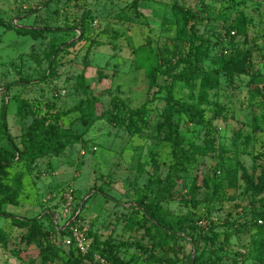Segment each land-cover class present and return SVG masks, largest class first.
Segmentation results:
<instances>
[{
  "label": "rangeland",
  "instance_id": "obj_1",
  "mask_svg": "<svg viewBox=\"0 0 264 264\" xmlns=\"http://www.w3.org/2000/svg\"><path fill=\"white\" fill-rule=\"evenodd\" d=\"M174 5L197 14L196 27L209 43L202 57L179 63L172 75L209 70L237 51L251 53L242 68L220 73V85L209 91L208 103L197 101L196 82L173 81L162 73L158 86L150 89L148 74L156 63L162 72L190 55L189 44L176 37ZM239 15L245 34H235L232 27ZM82 21L83 31L33 35L17 30L80 26ZM81 72L95 106L87 129L79 118L85 99L76 80ZM263 76L264 0H0V111L5 101L13 141L20 145L34 119L46 128L86 130L87 141L31 163L14 162L5 182L19 178L18 197L2 208L19 217H37L51 245L64 246L61 258L67 246L51 222L57 214L61 226L69 223L63 211L70 193V207L76 206V221L86 237L91 228L100 240L123 244L120 253L128 264H157L167 256L176 257L177 264H193L195 251H202V264L216 256L220 259L213 264H263L243 257L251 237L248 222L264 211V81L251 82ZM177 101L198 104L211 120L208 128L189 121ZM23 102L27 107L19 114ZM115 103L119 117L113 119ZM142 106L130 127L127 109ZM205 137L213 140L206 153ZM9 147L0 125V148ZM229 165L236 171L233 185L228 184ZM217 179L222 187L215 191ZM157 190L164 216L188 234L180 231L186 239H168L162 248L135 208ZM44 214H52L51 220ZM210 227L218 235L213 244L205 240L213 235ZM0 229L6 234V241L0 240V264H62L55 257L43 261L10 219L0 217Z\"/></svg>",
  "mask_w": 264,
  "mask_h": 264
},
{
  "label": "trees",
  "instance_id": "obj_2",
  "mask_svg": "<svg viewBox=\"0 0 264 264\" xmlns=\"http://www.w3.org/2000/svg\"><path fill=\"white\" fill-rule=\"evenodd\" d=\"M172 15L175 20L176 25V37L178 40L186 42L190 47V55H185V57H180L177 59L176 63L168 68L166 71L160 70L159 63H156L149 75V83L150 89L158 86V74L162 73L165 76L174 80L181 81H191L196 82L198 85L197 91V101L201 103H208V93L210 90L216 89L220 85L219 75L223 71H232L234 68H238L243 66L245 61L251 59V53L248 49L237 51L236 53L226 57L219 58L217 60V65L214 68L209 70H192L190 72H182L176 76L171 74V69L179 65V63L191 64L194 60H198L200 57L206 53L208 49L209 41L206 40L203 35L198 31L196 27L197 23V14L194 13L189 8H183L178 5H174L172 7ZM121 19H130L126 17L125 14H121ZM84 22L82 21L80 26L68 25L67 23L62 27H45V28H32V27H17V30L23 33H31L33 35L42 34L45 31L52 32H70L77 28H80L81 31L84 30L83 27ZM232 27L235 29V34H245L246 33V24L241 15L236 16L234 19V23ZM230 28L225 30L226 35L232 37V30ZM234 33V32H233ZM208 41V43H207ZM58 49V48H57ZM56 46H54L53 54L57 50ZM53 59L49 57L50 66L53 64ZM242 68V67H241ZM78 87L82 90L85 95V99L82 101L83 107H79L80 109V120L83 125L87 127L90 125V119L94 114L95 106L94 100L90 99L88 96V86L84 80L83 72L77 75L76 77ZM32 80L24 81L25 83H30ZM264 81L263 77H253L251 82L253 84L258 85ZM19 82V83H24ZM178 107L181 109L183 114H185L189 121L193 122L196 125H199L201 129L208 128L211 120L205 117V111L199 107L198 104H191L185 101H177ZM117 111L113 114V119L119 117V108L118 104H114ZM27 107L26 103L18 104V113L21 114ZM144 106L137 109H127V119L128 124L131 127L134 125V121L137 117L140 116L141 112L144 111ZM7 103L5 101L2 102L1 111H0V125L5 134L8 143L10 145L9 148H0V217H4L10 219L11 223L18 228H20L23 233L21 235V240H24L26 243H33L39 249L41 258L43 261L47 260V258H60L62 264H101L99 262L94 261L93 255L99 254L106 261L114 263V264H128L129 260L125 259L120 253V247L123 245L121 243H114L108 240H100L95 234H92L91 228H88L87 231V239L90 242V249L86 255H82L77 248L73 245L67 246V254L66 257L61 258L60 251H63L59 245H51L50 240L41 234V222L37 217L33 218H24L13 215L7 211H5L2 206L3 204H15L16 199L18 197V188L20 184V180L18 177H13V184H8L5 182V179L8 176V168L14 162H26L31 163L34 160L47 155V154H59L63 152L65 147L74 143H82L86 144V140L83 138V133H78L72 128H61V129H53L46 128L43 125V121L34 119V123L25 128V132L27 136L23 134L20 145L13 141V138L8 131L7 127ZM24 112V111H23ZM94 119V118H93ZM166 124L170 127V119L169 117H165ZM171 128V127H170ZM39 129V130H36ZM36 130V131H35ZM200 148V146H199ZM213 148V140L205 137L203 150L204 153L209 152L210 149ZM203 152V151H202ZM228 170V184L233 185L236 182V171L235 169L229 165L227 167ZM13 185L15 187H13ZM214 190L217 191L222 187V180L217 179L214 182ZM262 186L264 187V169L262 171ZM161 191H155L153 194L150 193V197H148L147 202L143 204H138L135 208L140 211L141 218L144 219L148 223V232L151 230L154 231L156 235L157 244L162 248L168 239L175 240L178 236L180 238L186 239V235H188L185 230H181L179 224L175 226L172 222L164 216L163 212L160 209L159 201H160ZM153 197V198H151ZM76 206L73 210V214L76 212ZM79 214V213H78ZM78 214L76 215V219L78 218ZM72 216V215H71ZM44 217L50 218L52 214H44ZM54 217V214H53ZM51 220V218H50ZM70 220V217L66 220ZM246 223V222H245ZM52 228L55 230L56 234L60 237H66L69 235V227H63L59 223L55 221L51 222ZM248 227L251 229V237L248 246L244 252L243 257L256 258L264 264V211L258 212L254 217L250 218L248 222ZM180 229V230H179ZM213 231V235L206 238L209 244H213L218 240V235L214 232L213 227H210ZM181 233H186V235H181ZM191 241V237L189 238ZM0 240L4 243L6 241V234L2 229H0ZM194 241V240H193ZM202 251L196 252L193 256L190 255V259L193 264H202ZM215 259H220L216 256L213 259H206L209 264H213ZM176 257H163L158 258L157 264H177Z\"/></svg>",
  "mask_w": 264,
  "mask_h": 264
},
{
  "label": "built area",
  "instance_id": "obj_3",
  "mask_svg": "<svg viewBox=\"0 0 264 264\" xmlns=\"http://www.w3.org/2000/svg\"><path fill=\"white\" fill-rule=\"evenodd\" d=\"M233 33V32H232ZM66 203L64 205V213H68V216L70 217L69 223H66V225L69 227V235L64 237V239L61 241L62 244L66 246L73 245L75 248L79 250V252L82 255H86L90 249V242L86 237L85 228H81L80 224L76 221V215L78 214L75 212L73 214V209H71V204L73 202V197L70 193H66L65 195ZM69 207V208H68ZM70 209V211H69ZM72 215V216H71ZM68 217V218H69ZM56 223H58V215H55ZM67 218V219H68ZM93 259L96 262H99L101 264H114L111 262L106 261L102 256L99 254H94Z\"/></svg>",
  "mask_w": 264,
  "mask_h": 264
}]
</instances>
